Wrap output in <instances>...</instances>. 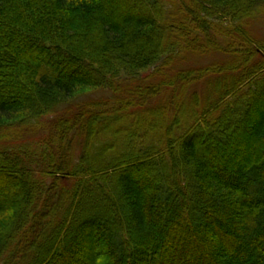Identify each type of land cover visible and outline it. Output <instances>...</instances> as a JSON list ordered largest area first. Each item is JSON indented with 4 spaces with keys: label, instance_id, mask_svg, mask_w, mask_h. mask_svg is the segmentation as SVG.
I'll return each mask as SVG.
<instances>
[{
    "label": "trees",
    "instance_id": "obj_1",
    "mask_svg": "<svg viewBox=\"0 0 264 264\" xmlns=\"http://www.w3.org/2000/svg\"><path fill=\"white\" fill-rule=\"evenodd\" d=\"M115 1L0 0V264H264V0Z\"/></svg>",
    "mask_w": 264,
    "mask_h": 264
},
{
    "label": "rangeland",
    "instance_id": "obj_2",
    "mask_svg": "<svg viewBox=\"0 0 264 264\" xmlns=\"http://www.w3.org/2000/svg\"><path fill=\"white\" fill-rule=\"evenodd\" d=\"M103 3H105L106 7H108L109 10H113L114 12L118 13V15H120L121 17L125 18L127 16H132L136 18L135 13L128 8H123L122 6H120L119 4L115 3V0H102ZM176 2H180L181 0H175ZM251 32L253 34V36L256 39H264V19L262 18L261 20H257L256 23L253 25V27L251 28ZM202 58H200L199 56H193V55H189L187 58H185L182 62L180 66L184 67V68H203L205 66H208L209 64L212 63H218V64H223L225 62H228V60H230L231 58L227 56L226 53H220V52H215L212 53L211 55L208 56H201ZM84 89H80L78 90V92L76 94H74L72 96V98L65 100L66 102L63 103L65 105H63V108H66L67 106L74 104L76 102H82L86 99L90 98V95H86V93ZM83 93V94H82ZM105 97V98H109L110 94L107 92H103V93H94L91 95V97ZM263 108L259 107L258 111L261 112ZM50 131V130H49ZM51 134V132H50ZM46 137H48V133L45 135ZM37 138H40V135L35 136V138H33L32 140H35ZM50 138H52V136H50ZM45 139V138H44ZM66 139V138H64ZM248 140H250V138H248ZM252 143V140H251ZM251 143L247 142L245 147H249V145H251ZM60 159V158H59ZM58 159V161H59ZM5 178L4 177H0V185H2L1 187L3 188V183H9V179H6L5 182L4 181ZM138 184L140 185V182L138 181ZM84 242L86 244V255H90L91 252L94 251H98L101 249V244H96L95 246L92 243V237L91 234L89 233H85L84 236ZM82 245V244H81ZM83 246V245H82Z\"/></svg>",
    "mask_w": 264,
    "mask_h": 264
}]
</instances>
